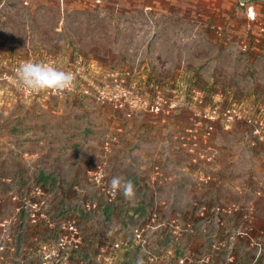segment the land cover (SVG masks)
Wrapping results in <instances>:
<instances>
[{"label": "rangeland", "instance_id": "1", "mask_svg": "<svg viewBox=\"0 0 264 264\" xmlns=\"http://www.w3.org/2000/svg\"><path fill=\"white\" fill-rule=\"evenodd\" d=\"M244 20L240 0H0V264H264V48L240 45ZM25 61L74 88L26 95Z\"/></svg>", "mask_w": 264, "mask_h": 264}, {"label": "clouds", "instance_id": "2", "mask_svg": "<svg viewBox=\"0 0 264 264\" xmlns=\"http://www.w3.org/2000/svg\"><path fill=\"white\" fill-rule=\"evenodd\" d=\"M16 72L23 86L34 91L63 92L71 89L74 80L71 72L59 70L41 62H22ZM109 190L113 195L120 192L126 199H132L135 196V186L132 181H124L120 177H113L110 180Z\"/></svg>", "mask_w": 264, "mask_h": 264}, {"label": "built area", "instance_id": "3", "mask_svg": "<svg viewBox=\"0 0 264 264\" xmlns=\"http://www.w3.org/2000/svg\"><path fill=\"white\" fill-rule=\"evenodd\" d=\"M95 1H102V0H95ZM241 3L242 10L244 12V25L242 27V33L240 35V45L243 46L245 49L248 48H256V49H262L264 48V6L263 5H257L256 3L251 2V0H248L244 3ZM213 31L215 30L217 33L222 31V27L220 25L212 24ZM79 62L82 63V59L80 58ZM48 65H53V61H49L47 63ZM73 80V84L70 90H65L63 92H56L53 93L51 90H46L48 94L50 95H56L61 96L65 93H69L74 88V81L76 80L75 76ZM39 90H29L25 88V94L28 93H38ZM67 232H70L73 238L77 236L79 233L78 226L76 223V220L73 219L70 223L67 225L62 226ZM139 237L142 235V233L139 232ZM79 240V238H78Z\"/></svg>", "mask_w": 264, "mask_h": 264}, {"label": "trees", "instance_id": "4", "mask_svg": "<svg viewBox=\"0 0 264 264\" xmlns=\"http://www.w3.org/2000/svg\"><path fill=\"white\" fill-rule=\"evenodd\" d=\"M42 177H41V180H43V179H45L44 177L46 176L45 174H44V172H42V175H41ZM46 179H47V177H46Z\"/></svg>", "mask_w": 264, "mask_h": 264}, {"label": "water", "instance_id": "5", "mask_svg": "<svg viewBox=\"0 0 264 264\" xmlns=\"http://www.w3.org/2000/svg\"><path fill=\"white\" fill-rule=\"evenodd\" d=\"M246 1H248V0H240V2H242V3L246 2Z\"/></svg>", "mask_w": 264, "mask_h": 264}]
</instances>
